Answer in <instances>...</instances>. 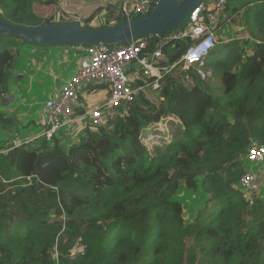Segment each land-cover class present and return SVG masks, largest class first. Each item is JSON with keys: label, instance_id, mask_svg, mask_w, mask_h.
<instances>
[{"label": "trees", "instance_id": "obj_1", "mask_svg": "<svg viewBox=\"0 0 264 264\" xmlns=\"http://www.w3.org/2000/svg\"><path fill=\"white\" fill-rule=\"evenodd\" d=\"M77 1L103 2L107 14L86 23L39 10L61 0H0V17L27 26L117 24L109 19L123 0ZM165 35L149 36L150 50ZM193 42L161 46V65L174 67L160 88L135 80L141 89L113 117L77 120L48 141L28 138L20 108L6 109L16 107L7 101L32 42L0 33V264H264V191L250 203L240 187L250 147L264 146V38L217 45L202 66L183 62ZM205 67L213 71L202 78ZM183 186L205 198L192 218L177 198Z\"/></svg>", "mask_w": 264, "mask_h": 264}, {"label": "built area", "instance_id": "obj_2", "mask_svg": "<svg viewBox=\"0 0 264 264\" xmlns=\"http://www.w3.org/2000/svg\"><path fill=\"white\" fill-rule=\"evenodd\" d=\"M156 1L123 0L121 10L114 12L109 22L118 23L120 19L126 21L137 16H148L153 11ZM229 1L235 0H201L186 22L159 39L155 50H150L149 36L136 38L127 45L115 46L100 43L65 46L66 56L72 47L82 57L73 75L69 76L66 82L46 99L41 112L44 128L35 138L45 136L50 141L61 129L70 127L77 120L86 117L91 118L95 124L100 123L105 116L113 117L117 106L123 101L132 100L136 92L141 89V86H133L135 80H150L147 85H152L154 89L160 88L162 80L174 67L161 65L164 58L161 46L168 41L190 37L194 42L186 50L183 62L204 65L207 56L219 44L216 29L220 24V13ZM212 71L211 68L199 69L202 78H206ZM90 84L94 86V89L88 91L87 87ZM103 90L107 93L106 104L88 107L84 114H80L78 108L84 106L81 99L83 93H96ZM120 116L123 117V114ZM247 158L251 166L263 163L264 146L250 147ZM240 184L250 203H253L252 197L257 195V189H259L257 173L253 172L252 168H248L241 177ZM82 250L83 246L78 244L73 254Z\"/></svg>", "mask_w": 264, "mask_h": 264}, {"label": "rangeland", "instance_id": "obj_3", "mask_svg": "<svg viewBox=\"0 0 264 264\" xmlns=\"http://www.w3.org/2000/svg\"><path fill=\"white\" fill-rule=\"evenodd\" d=\"M114 1L117 2L118 0H113V2ZM245 2L246 0H235L231 2V5L232 7H237L243 5ZM102 3L103 2L61 0L60 7L50 6L49 8L43 7L42 10H39L45 14H49L57 9H62L67 13L76 14L86 23H91V16L93 14H98L101 17L107 14L105 10H98V7H100L99 4ZM103 6H106V4L104 3ZM250 21L252 24H255L254 18ZM252 44H254V42H252ZM65 46L67 45H43L32 43L22 47V55L17 65V72L22 74L12 85L13 93L16 98L7 103L8 105L16 103V107L9 106V108L6 109L9 110L10 113H13L17 107L20 108L18 111L20 116L19 119L25 120L27 124L26 134L28 138H32L43 131L44 127L42 126L41 112L46 99L50 97L60 85L65 83L69 76L73 75L78 61L82 57V55L70 47V51L66 58V54L64 53ZM214 82V94L218 95V90H224L223 82L219 76L214 79ZM83 98L84 106L86 108H93L106 104L107 93L105 90L96 93L84 92ZM161 128L164 129L167 127L163 125ZM23 134H25V132H23L22 135ZM257 165L251 166L249 163L247 167L249 169L252 168V171L257 173L258 178L260 177L257 194H261V192L264 191V168L258 169ZM177 198L184 204L187 218L195 216L196 212L203 207L205 203V198L200 190H191L185 186L181 187Z\"/></svg>", "mask_w": 264, "mask_h": 264}, {"label": "water", "instance_id": "obj_4", "mask_svg": "<svg viewBox=\"0 0 264 264\" xmlns=\"http://www.w3.org/2000/svg\"><path fill=\"white\" fill-rule=\"evenodd\" d=\"M201 0H157L151 14L118 22L114 26L90 29L76 22L27 26L0 17V33L22 37L43 45H121L143 37H159L179 28ZM14 98L10 96L9 101Z\"/></svg>", "mask_w": 264, "mask_h": 264}, {"label": "crops", "instance_id": "obj_5", "mask_svg": "<svg viewBox=\"0 0 264 264\" xmlns=\"http://www.w3.org/2000/svg\"><path fill=\"white\" fill-rule=\"evenodd\" d=\"M231 2L232 1H229L226 4L224 10H222L220 13V24L219 27L216 29V35L219 40L218 45L222 46L223 43H228L235 39L245 40L247 38H250L253 39V41L255 39L258 40L263 39L264 33L262 32L263 29H261V26L259 24L260 17L257 19L258 17L257 10L259 9V4H261L260 6L263 7L262 13L264 14V0H260L258 2L257 1L252 2L251 0H246V3L237 7H232ZM248 9H251V14L249 16V19H247L246 16L244 15V11L247 12ZM252 18H254L255 24L251 23L250 20ZM65 49L66 48H64V53H65ZM247 51L251 52L252 49L250 47H247ZM65 57L67 58L66 55ZM11 95H13L14 98H16L13 91Z\"/></svg>", "mask_w": 264, "mask_h": 264}, {"label": "clouds", "instance_id": "obj_6", "mask_svg": "<svg viewBox=\"0 0 264 264\" xmlns=\"http://www.w3.org/2000/svg\"><path fill=\"white\" fill-rule=\"evenodd\" d=\"M198 64V63H197ZM205 64V63H204ZM200 65V64H199ZM201 66V65H200ZM207 68H211V67H205V68H200V69H207ZM212 69V68H211ZM213 70V69H212Z\"/></svg>", "mask_w": 264, "mask_h": 264}]
</instances>
